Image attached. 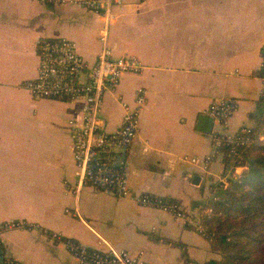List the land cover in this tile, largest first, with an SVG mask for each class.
<instances>
[{"label": "crops", "instance_id": "crops-1", "mask_svg": "<svg viewBox=\"0 0 264 264\" xmlns=\"http://www.w3.org/2000/svg\"><path fill=\"white\" fill-rule=\"evenodd\" d=\"M106 29L115 56L144 64L140 73H125L102 105L115 130L123 102L133 103L140 87L147 91L138 136L123 153L129 185L178 201L192 222L111 191L84 187L76 195L67 121L81 103L37 100L23 86L37 75L38 39L74 40L93 64ZM263 55L264 0H123L110 16L0 0V224H27L3 232L5 255L24 264H84L51 238L57 233L101 251L125 249L147 264L221 262L195 221L209 217L215 188L236 171L215 149L213 136L224 129L213 120L208 132L200 117L215 99L230 97L239 107L228 132L256 127L264 116Z\"/></svg>", "mask_w": 264, "mask_h": 264}, {"label": "built area", "instance_id": "built-area-1", "mask_svg": "<svg viewBox=\"0 0 264 264\" xmlns=\"http://www.w3.org/2000/svg\"><path fill=\"white\" fill-rule=\"evenodd\" d=\"M47 5H73L99 14L111 15L112 8L123 0H38ZM103 47L96 61L90 64L78 51L74 40L66 37H42L36 42L38 55L37 75L24 83V87L33 98L49 99L68 103H81L75 115L67 123L73 141V159L75 163L74 192L76 195L84 187L111 191L121 198H129L142 205L158 207L187 222L193 219L187 216L180 203L173 199L157 197L149 193H135L130 187L126 173V157L138 136L141 114L145 109L147 91L144 87L137 90L133 103L123 102L124 114L121 125L109 130L107 119L102 114V105L108 92L115 91L125 73H140L144 64L134 55L115 56L108 42V29L100 36ZM264 83V55L260 63ZM239 107L235 98L220 97L209 106L207 114L224 129L214 136L215 149L228 147L232 155H238L239 147L254 143L253 128L243 126L235 133H229V120ZM207 157L204 162H210ZM192 162L199 159L193 157ZM235 167L232 175L237 174ZM232 172V171H231ZM230 175V174H229ZM236 177V176H235ZM229 176L214 190L213 199L218 200L219 189L225 188ZM70 212L69 209H67ZM209 216L213 209L208 208ZM75 214H79L76 210ZM199 233L211 241L214 235L202 219L195 221ZM21 221H6L0 224V264H24L4 253L2 234L4 231L26 228ZM55 241L64 242L69 250L84 264H147L140 256H133L125 249L111 248L101 251L73 240L64 239L57 233H51Z\"/></svg>", "mask_w": 264, "mask_h": 264}, {"label": "trees", "instance_id": "trees-1", "mask_svg": "<svg viewBox=\"0 0 264 264\" xmlns=\"http://www.w3.org/2000/svg\"><path fill=\"white\" fill-rule=\"evenodd\" d=\"M253 132L254 143L239 147L237 156L228 147L222 151L227 169H248L228 178V186L217 191L218 200H209L208 205L222 214L202 217L223 254L221 262L209 264H264V116Z\"/></svg>", "mask_w": 264, "mask_h": 264}, {"label": "water", "instance_id": "water-1", "mask_svg": "<svg viewBox=\"0 0 264 264\" xmlns=\"http://www.w3.org/2000/svg\"><path fill=\"white\" fill-rule=\"evenodd\" d=\"M200 120H202V124L205 127V130L210 132L213 126V118L207 115H202L200 117Z\"/></svg>", "mask_w": 264, "mask_h": 264}, {"label": "rangeland", "instance_id": "rangeland-1", "mask_svg": "<svg viewBox=\"0 0 264 264\" xmlns=\"http://www.w3.org/2000/svg\"><path fill=\"white\" fill-rule=\"evenodd\" d=\"M247 170L241 168V172L238 171L237 174H235L236 177L241 176L243 173H245ZM233 175H231V177H235ZM229 182L226 184V187L228 186ZM216 212L213 210V214H215ZM219 214H222V212H217L214 216H218Z\"/></svg>", "mask_w": 264, "mask_h": 264}]
</instances>
